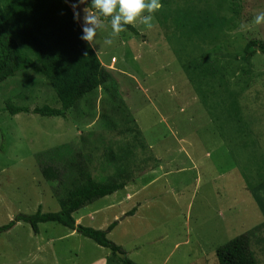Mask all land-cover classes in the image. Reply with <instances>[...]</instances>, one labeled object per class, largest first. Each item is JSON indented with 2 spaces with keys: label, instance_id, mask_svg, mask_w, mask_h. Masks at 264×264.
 Instances as JSON below:
<instances>
[{
  "label": "rangeland",
  "instance_id": "374dc122",
  "mask_svg": "<svg viewBox=\"0 0 264 264\" xmlns=\"http://www.w3.org/2000/svg\"><path fill=\"white\" fill-rule=\"evenodd\" d=\"M74 2H67L72 13ZM160 2L153 28L132 25L141 37L126 29L109 46L110 21L97 31L92 48L115 94L98 86L64 117L10 115L6 99L29 109L59 102L34 69L0 82V225L38 205L56 211L82 170L100 180L124 164L133 175L126 184L141 188L135 197L146 202L109 240L137 244L142 260L218 264L215 248L245 233L264 264V54L246 60L242 50L249 40L264 43V24L253 23L264 0ZM40 163L61 167V180L44 179ZM29 230L23 222L0 236L6 264L16 256L13 232L27 247ZM107 260L120 264L110 252Z\"/></svg>",
  "mask_w": 264,
  "mask_h": 264
},
{
  "label": "trees",
  "instance_id": "16d2710c",
  "mask_svg": "<svg viewBox=\"0 0 264 264\" xmlns=\"http://www.w3.org/2000/svg\"><path fill=\"white\" fill-rule=\"evenodd\" d=\"M89 5L90 0L83 6ZM126 29L141 37L134 26L128 25ZM82 34L65 0H0V82L19 70L27 67L34 69L50 83L59 102L57 107L43 104L29 109L6 99L3 109L8 114L29 112L40 116L64 117L66 111L73 108L84 94L98 86L106 91L110 89L111 94L116 93L110 73L101 65L92 47L80 39ZM242 50L244 58L248 60L255 52L264 54V43L249 40ZM133 132H137L136 127ZM0 149H4L2 138ZM116 158L115 154H109V160ZM116 167L111 175L100 180H95L82 170V179L73 182L66 196L58 199L59 208L56 211H41L40 206H37L32 213L18 212L0 225V232L8 230L17 221L27 223L33 232L37 231L39 222H56L108 248L120 264H134L118 245L106 237L114 221L104 229H97L75 223L71 215L82 205L110 194L130 181L133 175H127V167L124 164ZM38 168L46 180L60 181L62 178L61 167L40 163ZM116 252L122 253L123 257H119ZM214 254L218 264H258L250 251L245 233L217 246Z\"/></svg>",
  "mask_w": 264,
  "mask_h": 264
},
{
  "label": "crops",
  "instance_id": "0c3cea01",
  "mask_svg": "<svg viewBox=\"0 0 264 264\" xmlns=\"http://www.w3.org/2000/svg\"><path fill=\"white\" fill-rule=\"evenodd\" d=\"M77 23L80 24L78 21ZM110 60L113 62L114 58ZM100 63L101 65L104 63L106 64V62L102 61ZM140 189L141 188H133L130 184H125L122 188L110 194L84 204L72 212L71 215L74 222L81 225L84 223L85 226H92L97 229H104L109 223L114 221V225L106 233L108 239L115 230H121L124 223L137 218L141 210L140 207L146 202L145 199L141 200L135 197L137 194L141 193ZM102 199H106V201L100 202ZM98 201L100 203H96ZM108 210L111 212L110 216L100 217L99 219L96 217L101 212ZM20 223L23 222H15L8 230L0 232V236L10 234ZM46 223L48 222L37 223L36 232H33L28 225L30 228L28 231L29 236L24 233L28 240L27 247L24 246L21 241L22 238L18 236L19 234L15 233L14 235L13 232V236H15L13 245L16 247V256L12 261L13 264H108L107 256L110 252L108 248L100 246L91 239L62 225V227H60L61 229H55V231H53L56 225ZM51 229L52 231H50ZM69 241L78 243H75V246H73L75 249L69 247ZM112 242L118 245L125 252V256L134 264H167L166 257H163V259L159 261H153V259L142 260L140 256H138L140 249L137 244H133L132 247L129 248L127 244L125 245L121 241L114 239ZM45 254L49 255V260L46 259L44 256ZM0 264H6V257L4 253L1 252ZM183 264H198V259H190L187 262H183Z\"/></svg>",
  "mask_w": 264,
  "mask_h": 264
},
{
  "label": "clouds",
  "instance_id": "9594fccd",
  "mask_svg": "<svg viewBox=\"0 0 264 264\" xmlns=\"http://www.w3.org/2000/svg\"><path fill=\"white\" fill-rule=\"evenodd\" d=\"M65 2L67 3L68 0ZM87 3L88 0H75L71 4L74 20H80V12L77 9ZM162 8L163 4L160 0H90V5L83 8V34L80 39L89 47H94L97 31L104 27V20H109L111 38L105 39L104 44L110 46L114 43L113 38L126 31V26L135 25L137 20H140L146 28H153L155 13ZM253 23L264 24V12L256 14Z\"/></svg>",
  "mask_w": 264,
  "mask_h": 264
},
{
  "label": "water",
  "instance_id": "95a60500",
  "mask_svg": "<svg viewBox=\"0 0 264 264\" xmlns=\"http://www.w3.org/2000/svg\"><path fill=\"white\" fill-rule=\"evenodd\" d=\"M116 254H118V256L121 257V258L123 257V254L122 253L116 252Z\"/></svg>",
  "mask_w": 264,
  "mask_h": 264
}]
</instances>
